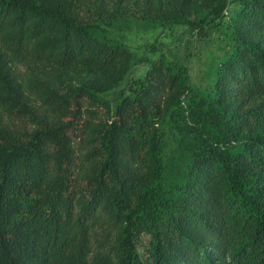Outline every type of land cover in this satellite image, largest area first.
Returning a JSON list of instances; mask_svg holds the SVG:
<instances>
[{"label":"trees","instance_id":"1","mask_svg":"<svg viewBox=\"0 0 264 264\" xmlns=\"http://www.w3.org/2000/svg\"><path fill=\"white\" fill-rule=\"evenodd\" d=\"M210 1L171 21L208 37L228 7ZM242 4L215 95L181 118L198 144L167 179L157 97L188 94L187 67L154 61L115 106L90 87L32 84L39 112L23 101L19 64L104 68L133 53L80 18L82 0H0V264H264V0Z\"/></svg>","mask_w":264,"mask_h":264},{"label":"rangeland","instance_id":"2","mask_svg":"<svg viewBox=\"0 0 264 264\" xmlns=\"http://www.w3.org/2000/svg\"><path fill=\"white\" fill-rule=\"evenodd\" d=\"M242 1L228 0L221 25L208 37L201 38L188 25L174 23L171 18L177 9L184 17L197 19L214 5L210 0H82L80 18L98 24L101 32L128 47L133 58L104 68H63L53 62L19 64L17 81L23 87V101L44 112L41 101L31 89L32 84L61 94L75 93L85 86L113 100L115 106L120 102L121 93L131 94V87L144 78L154 61L165 58L185 65L192 90L181 96L178 90H167L157 97L165 115L158 126L162 136L163 172L171 179L198 144L185 130L181 118L190 114L197 100L215 95L218 68L236 47L234 22L243 7ZM52 37L53 34L46 40ZM7 66L8 57L0 50V71L7 73ZM22 125L28 130L36 127L27 121ZM149 245L150 234L142 233L137 238V247L144 260L149 259Z\"/></svg>","mask_w":264,"mask_h":264}]
</instances>
